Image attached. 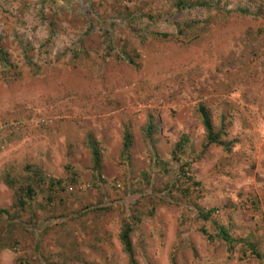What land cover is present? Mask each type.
<instances>
[{"label": "rangeland", "instance_id": "374dc122", "mask_svg": "<svg viewBox=\"0 0 264 264\" xmlns=\"http://www.w3.org/2000/svg\"><path fill=\"white\" fill-rule=\"evenodd\" d=\"M0 51V264H264V0H0Z\"/></svg>", "mask_w": 264, "mask_h": 264}, {"label": "trees", "instance_id": "16d2710c", "mask_svg": "<svg viewBox=\"0 0 264 264\" xmlns=\"http://www.w3.org/2000/svg\"><path fill=\"white\" fill-rule=\"evenodd\" d=\"M0 61H2L3 63L6 62L5 60V55L0 51ZM197 113L200 119V123L202 126V129L204 131V142H205V146L208 145H214V146H220L225 150H228V148L230 147L231 143H227L222 141V137L224 136V133L222 132L221 128L219 130H214L210 121V116L208 111L201 105L197 106ZM151 129L152 126L150 124V122L148 123L147 126V131L145 132V141L150 142V136H151ZM184 136H181L178 141L174 144V152L173 153H180L182 152L185 140H184ZM123 152H126V150L129 147V134L128 133H124L123 135ZM89 147H90V151H91V155H92V168L94 171V177L97 180H101L100 179V174H99V153L96 150V148L94 147L93 143H89ZM124 154V153H123ZM184 166H186V163L181 164L178 168L179 172L184 176L185 172L183 171ZM186 179L188 181L191 180L190 177H186ZM46 185L48 188H60V182L59 181H55L52 179H48L46 181ZM32 190L30 187H25L24 191H15L16 194V205L19 207L23 206V201H21V196H25L27 198H29L32 195ZM21 196H19L20 194ZM215 212V209H208L206 211L204 210H197L196 211V217L198 219H200V221H208L213 213ZM0 217H3L5 219V221H8V219L10 218L8 211L4 210V209H0ZM213 225H215V234L214 237L217 238L218 240H221L228 248L232 246V244L234 243H242L243 241L241 239L238 240H234L233 238H231V236L228 234V231L226 230V228L222 225H217L215 223H213ZM34 227L36 226H31L29 228L34 229ZM33 232H35L36 230H32ZM132 231L131 225L127 222L123 223L120 234H119V242L121 244V249L122 252L124 253L126 259H127V263L128 264H136V261L134 259L133 256V251H132V247H131V243H130V238H129V234ZM202 234H204V231H200ZM247 247H249L251 249V252L253 253V256L258 258V255L252 250L253 249V245L252 244H246ZM37 257H39L40 262H42V264H44V262L42 261V259L40 258L41 255H38Z\"/></svg>", "mask_w": 264, "mask_h": 264}]
</instances>
